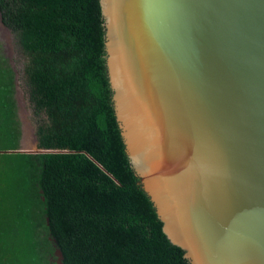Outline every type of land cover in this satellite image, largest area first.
<instances>
[{
	"label": "water",
	"instance_id": "water-1",
	"mask_svg": "<svg viewBox=\"0 0 264 264\" xmlns=\"http://www.w3.org/2000/svg\"><path fill=\"white\" fill-rule=\"evenodd\" d=\"M100 7L126 154L167 238L189 264H264V0ZM32 136L7 153L53 152Z\"/></svg>",
	"mask_w": 264,
	"mask_h": 264
},
{
	"label": "trees",
	"instance_id": "trees-1",
	"mask_svg": "<svg viewBox=\"0 0 264 264\" xmlns=\"http://www.w3.org/2000/svg\"><path fill=\"white\" fill-rule=\"evenodd\" d=\"M39 114L20 149L16 73L0 44V264H189L126 154L112 103L100 0H0Z\"/></svg>",
	"mask_w": 264,
	"mask_h": 264
},
{
	"label": "rangeland",
	"instance_id": "rangeland-1",
	"mask_svg": "<svg viewBox=\"0 0 264 264\" xmlns=\"http://www.w3.org/2000/svg\"><path fill=\"white\" fill-rule=\"evenodd\" d=\"M10 39L11 40H8L6 36L0 33V44L3 45L5 55L10 60L11 65L13 63V66L17 72V79L22 90V98L24 99L23 106L20 107V105H18V116L21 122L22 130L20 149H31L33 144L32 129L36 134L40 116L39 114L34 113V110L27 97L26 76L24 74L26 61L23 56L19 54L18 47L15 46L13 35ZM50 262L51 264L61 263V259L57 250L55 251L54 256L50 258Z\"/></svg>",
	"mask_w": 264,
	"mask_h": 264
}]
</instances>
